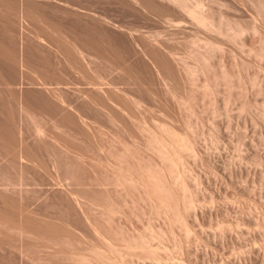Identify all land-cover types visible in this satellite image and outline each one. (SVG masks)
Listing matches in <instances>:
<instances>
[{"label": "rangeland", "instance_id": "374dc122", "mask_svg": "<svg viewBox=\"0 0 264 264\" xmlns=\"http://www.w3.org/2000/svg\"><path fill=\"white\" fill-rule=\"evenodd\" d=\"M195 1L0 0V264H264V0Z\"/></svg>", "mask_w": 264, "mask_h": 264}, {"label": "bare ground", "instance_id": "6f19581e", "mask_svg": "<svg viewBox=\"0 0 264 264\" xmlns=\"http://www.w3.org/2000/svg\"><path fill=\"white\" fill-rule=\"evenodd\" d=\"M167 1H168L169 3H171L174 7L178 8L179 10H181L182 12H185L186 15L189 17L188 19H189V20L191 19V20H192L191 22H194V24H195L197 27L200 26L202 29H203V28H206L207 31H208L209 29H211V31H212L214 28H216L215 25H213V23H212V22L214 21L213 18H211V17H207L208 14L205 16V14H204V12H203V9H205L206 7L203 8V7H202L203 5H200L201 2H199V5L196 6L197 3H194V2H193L194 0H193V1L191 2V4H192V3L195 4V7H197V8H195L194 6L189 5V3H188L189 0H167ZM190 1H191V0H190ZM190 1H189V2H190ZM196 1L198 2L199 0H196ZM196 1H195V2H196ZM258 2H259V0H258ZM258 2H257V3H258ZM262 2H263V1L260 0V3H261V4H260V7H261V8H263L262 5L264 4V2H263V4H262ZM251 3H252V2H251ZM257 3H255V6H257ZM202 4H203V2H202ZM218 4H219V3H218ZM198 6H200V8H198ZM263 6H264V5H263ZM260 7L257 6V8H260ZM261 8H260L259 10H261ZM201 9H202V10H201ZM259 10H257L258 13H259ZM205 11H206V10H205ZM207 11H209V10H207ZM165 12H166V11H165ZM167 12H168V11H167ZM260 12H261V11H260ZM168 13H169V12H168ZM205 13H206V12H205ZM261 13L264 14V11L262 10ZM259 14H260V13H259ZM167 15H168V14H167ZM184 15H185V14H184ZM260 15H261V14H260ZM209 16H210V15H209ZM169 17H170V16H169ZM263 17H264V16H263ZM209 19H210L211 21H212V20H213V21L211 22ZM170 21H171V22H174L173 20H170ZM220 22H221V21H220ZM169 23H170V22H169ZM217 23H218V22H217ZM221 23H222V22H221ZM226 23H227V22H226ZM17 24H18V23H17ZM214 24H215V21H214ZM218 24H219V27H220V23H218ZM223 24H225V22H223L222 25H223ZM18 25H19V24H18ZM227 25H228L227 28L230 30V29H231V28L229 27V26H230V23H227L226 26H227ZM254 25H255V24H254ZM213 26H214V28H213ZM216 26H217V24H216ZM18 27H19V26H18ZM200 27H199V28H200ZM219 27H217L216 30L214 29V31L216 32V34H217L218 36H215L216 34L214 35V33H215L214 31H213V33H211V34H213L215 37H220V38H221L222 35H219L218 33H220V29L223 28L224 25L221 26L220 29H219ZM255 27H256V26H255ZM207 28H208V29H207ZM232 28H233V27H232ZM18 29H19V28H18ZM237 29H238V28H237ZM239 29H241V28L239 27ZM239 29L236 30L237 32H235L234 29H232V31H231V30H230V31H231L232 33H233V31H234V33H236L235 35L237 36L238 34H239V35L241 34V32L239 31ZM254 29H255V28H254ZM256 29H257V28H256ZM203 30H204V29H203ZM222 30H224V29H222ZM222 30H221V31H222ZM241 30H242V29H241ZM224 31H225V30H224ZM226 31H228V30H226ZM238 31H239V33H238ZM242 31H243V30H242ZM209 32H210V31H209ZM222 32H223V31H222ZM231 32L228 31V33H231ZM223 33H225V32H223ZM223 33H221V34H223ZM225 35H229V36H227V39H226V40H228V37H231V35H234V34H231V35H230V34H225ZM235 35H234V36H235ZM239 35H238V36H239ZM223 37H224V35H223ZM223 37H222V38H223ZM225 37H226V36H225ZM239 37H240V36H239ZM204 39H205V38H204ZM223 39H224V38H223ZM230 39L232 40V37L229 38V40H230ZM238 39H239V38H238ZM198 40H200V39H198ZM233 40H234V38H233ZM195 42H196V41H195ZM197 42H198V41H197ZM199 42H200V41H199ZM194 44H195V46L197 45L196 43H194ZM204 44H206V43H204ZM207 44H208V43H207ZM207 44H206V45H207ZM219 44L221 45V43H219ZM199 45H200V43H199ZM206 45H205V46H206ZM209 45H210V44H209ZM217 45H218V44H217ZM197 46H198V45H197ZM202 47H203V46H201V48H202ZM206 47H208V46H206ZM208 48L212 49V50L209 49L210 51H213V50L215 51V49L217 50V46H215L214 44H213V46L211 45V46L208 47ZM219 48H220V47H218V49H219ZM206 49H207V48H206ZM220 49H221V48H220ZM214 51H213V52H214ZM14 57H15V56H14ZM14 60H15V59H14ZM14 63H16V60H15ZM6 64H7V63H6ZM0 65H1V64H0ZM3 65L5 66L4 63H3ZM3 65H2V66H3ZM2 66H1V67H2ZM10 66H11V65H10ZM13 66H14V65H13ZM13 66H12V67H13ZM3 68H4V67H3ZM6 69H7V68H6ZM9 69H10V68H9ZM11 69H12V68H11ZM1 70H2V69H1ZM3 70H4V69H3ZM4 71H5V70H4ZM11 71H12V70H9V72H11ZM2 72H3V71H2ZM4 73H5V72H4ZM7 73H8V72H7ZM0 74H1V73H0ZM12 74H13V73H12ZM10 77H11V76H10ZM190 148H191V147H190ZM191 149H192V148H191ZM192 152H193V151H192ZM171 172H172V170H171ZM154 180H155V179H154ZM154 180L152 181V182H154V183H153V184L151 183V184H152V188L154 189V192H155V193H160V192H159L160 190H161V192H162V190H164L163 186L165 187V185L161 184L162 182L160 183V181H157V180H155V181H156V183H155ZM158 183H159V184H158ZM156 184H158V185L161 184V185H163V186L160 187V186H157ZM150 186H151V185H150ZM162 188H163V189H162ZM190 200H192V199L190 198ZM192 202H193V201H190V202L188 203V206H187L188 209H191V207H192ZM22 232H23V230H22ZM26 232H27V231H26Z\"/></svg>", "mask_w": 264, "mask_h": 264}]
</instances>
